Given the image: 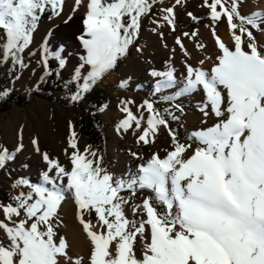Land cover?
Listing matches in <instances>:
<instances>
[{
	"label": "snow or ice",
	"instance_id": "1",
	"mask_svg": "<svg viewBox=\"0 0 264 264\" xmlns=\"http://www.w3.org/2000/svg\"><path fill=\"white\" fill-rule=\"evenodd\" d=\"M82 2L75 0L77 6ZM155 2L87 0L84 34L79 38L85 55L72 75L79 82L73 101L82 99L127 54L139 35L142 18ZM181 2L175 0L176 5ZM63 3L0 0V59L25 67L21 54L32 43L41 16L49 9L50 18L59 16ZM203 5L210 10L212 21H226L233 46H227L213 27L219 54L210 70L186 63L180 86L163 99L202 90L204 100L198 110L204 117L214 115L216 122L191 133L194 149L191 143H180L169 130L171 150L163 158L153 153L138 165L136 173L126 177L103 168L101 158L89 149L80 152L73 132L68 141L73 149L70 170L43 153L48 170L42 173V182L21 178L13 188L23 185L29 191L11 197L12 202L0 203V264H85L84 257L70 255L64 237L57 239L58 210L67 192L74 198L77 218L91 241L87 264H264V45L257 43L252 31L264 32V16L241 14L237 0H203ZM161 11L163 21L174 30V7ZM176 44L184 49L179 37ZM53 55L63 69L65 60L58 52ZM43 62L47 70V54ZM151 75L159 78L157 93L178 84L171 65L164 71L153 70ZM126 86L127 81H122L120 87ZM131 103L121 101L125 117L118 130L128 131L134 125L142 128L137 143H154L159 128H168L167 119L153 102L145 100L141 107L148 116L142 127L143 117L133 114L128 107ZM175 107L183 111L180 105ZM32 144L39 152L35 139ZM22 148L20 144L15 152ZM14 157L7 148L0 149V168ZM138 190L153 195L132 204L122 194L135 196ZM157 204L165 211H159ZM93 212L98 225L85 219ZM138 243L142 245L139 254Z\"/></svg>",
	"mask_w": 264,
	"mask_h": 264
},
{
	"label": "rangeland",
	"instance_id": "2",
	"mask_svg": "<svg viewBox=\"0 0 264 264\" xmlns=\"http://www.w3.org/2000/svg\"><path fill=\"white\" fill-rule=\"evenodd\" d=\"M263 1L237 0L239 11L245 16L257 13ZM173 5L177 8L181 6L182 10L174 13V30L163 21L161 11ZM209 12L203 5V0H182L179 5L175 4V0H156L151 12L142 18L139 35L127 54L120 57L116 66L105 73L89 92L82 94V99L73 101L71 96L77 92L79 82L73 81L72 75L80 63H65V67L61 69L52 51L47 55L46 70L40 45L34 42L39 27L47 25L56 17L50 18L51 10L46 11L33 34V45L31 43L21 54L25 67L13 63L11 59H0V93H7L0 95V149L7 148L9 152L15 153L14 159L0 168V203L12 202L11 197L29 191L27 186L23 185L13 188V184L19 179L24 178L34 184L42 182V173L48 170L42 158L43 153H47L51 159L58 160L70 170L69 156L73 149L69 147L68 141L73 132L79 151L83 153L85 149H89L96 153L97 157L101 158V166L118 177L136 173L138 165L149 159L153 153H158L163 158L166 151L172 148L169 130L176 135L180 143H191L194 149L196 144L189 139L191 133L214 124L211 115L204 117L198 110L204 100L202 90L174 100H166L163 97L174 95L186 75V63L201 67L199 61L204 60L203 66H207V60H210L218 48L211 40V37H214L213 27L216 35L222 28L230 34L226 21L215 23L211 20ZM189 13L192 15L189 16ZM154 20L158 21V24H154ZM252 31L257 43L264 45V32L255 29ZM192 32L197 35L191 37ZM184 33H189V36ZM166 36L171 39L167 49L162 52L161 46ZM177 37L184 45L183 50L176 44ZM79 38L76 39L75 47L67 51L69 58H78L82 45ZM197 45L204 47L199 48ZM59 47L67 49V43L62 41ZM38 59L41 60V66ZM168 65L174 67L178 84L174 88L157 93L155 86L159 78L153 77L151 71H164ZM122 81H127L126 87H120ZM145 100L153 102L154 107L168 121V128L161 126L154 143L147 145L137 143L142 128L136 129L133 125L128 131L118 130L119 122L125 117V113L121 111V101H132L128 107L134 115L143 117L141 124L146 127L148 112L141 107ZM177 104L183 109L182 112L175 107ZM166 109L168 111H165ZM202 121L206 123L202 124ZM88 123H91L92 127L84 134L83 126ZM34 139L37 141L39 152L32 144ZM20 144L23 145L22 150L15 152ZM132 153H136L140 158L134 157ZM188 154L190 155V152ZM88 158L93 157L89 155ZM50 175L54 176L55 173ZM63 183L66 184V179ZM122 194L129 198L131 203H134L136 198L143 199L153 195L148 190H138L135 196L130 192ZM72 197L71 192H67L62 203L68 202ZM157 208L161 212L165 211L162 205L157 204ZM85 218L92 224H98L94 212L86 214ZM0 219H3L2 213ZM62 226V215L58 210L55 225L57 239L61 237Z\"/></svg>",
	"mask_w": 264,
	"mask_h": 264
},
{
	"label": "bare ground",
	"instance_id": "3",
	"mask_svg": "<svg viewBox=\"0 0 264 264\" xmlns=\"http://www.w3.org/2000/svg\"><path fill=\"white\" fill-rule=\"evenodd\" d=\"M86 2L87 0H83L82 4L80 6H77L75 4V0H64L63 10L61 14L59 16H56L54 19H52L47 25L39 27L35 35L34 42L36 41L40 45V49L43 55V59H42L43 61L45 55L46 54L48 55L53 51L54 53L58 52L60 56L65 60V63L67 65H75V63H82L81 57L85 55V50L82 45H80V53L78 58L77 57L69 58L67 56V51L71 47L72 48L75 47L77 42L76 39H78V37L84 34L83 18L86 13ZM173 7H174V13L176 11H182L180 10L181 6L177 8L173 5ZM74 8L76 9V11H73ZM260 8L261 9L257 13H261V15L264 16V1ZM217 35L227 46H231V47L233 46L231 35L227 31H225V29L223 28L219 29ZM170 36H166V38L163 40V44L161 43L162 52H164L167 49V45L170 43V39H171ZM211 38H212L211 40L214 42V45L216 46L215 37H211ZM62 41H65L67 43V49L59 47V43ZM262 42L264 43V34L262 37ZM45 50H47V53ZM218 54H219V49L216 48L213 56L209 58L210 60H207L206 62L207 66L201 65V67L205 70H210ZM38 62H39V66H41L40 59H38ZM211 118L213 120V123H215L217 118L214 115H211ZM141 201L142 199L139 197L136 198L135 202L132 204L140 203ZM59 210L62 215V223H63V226L61 228V236L65 238V240L69 245L68 251L70 255H72L74 258L84 257L85 264H87V259L90 255V250L92 245L89 237L83 230V226L81 225V223L77 218V207L74 198L72 197L68 202L62 203ZM126 213L129 218H134L132 216L130 208H128L127 206H126ZM93 225H98V224L93 223ZM94 230H98V228H94ZM0 235L2 236V233H0ZM137 246H138L137 252L139 254L142 251V245L138 243Z\"/></svg>",
	"mask_w": 264,
	"mask_h": 264
},
{
	"label": "trees",
	"instance_id": "4",
	"mask_svg": "<svg viewBox=\"0 0 264 264\" xmlns=\"http://www.w3.org/2000/svg\"><path fill=\"white\" fill-rule=\"evenodd\" d=\"M45 89H46V87H45ZM91 127H92L91 123L84 124L82 132L84 134H87L88 133V129L91 128Z\"/></svg>",
	"mask_w": 264,
	"mask_h": 264
}]
</instances>
